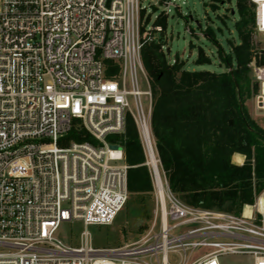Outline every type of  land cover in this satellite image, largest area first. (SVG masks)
Masks as SVG:
<instances>
[{
	"label": "built area",
	"instance_id": "built-area-1",
	"mask_svg": "<svg viewBox=\"0 0 264 264\" xmlns=\"http://www.w3.org/2000/svg\"><path fill=\"white\" fill-rule=\"evenodd\" d=\"M248 3L254 31L264 33V0ZM142 9L140 0H0V264H173L171 256L180 258L174 264H219L227 253L264 264L263 222L182 202L148 160L155 209L141 238L97 248L87 230L77 245L54 237L62 221L108 225L124 206L129 166L109 137L123 133L128 116L148 158L153 151L140 50L162 28L141 32ZM248 66L264 110V66ZM74 126L91 141L66 142ZM198 247L211 250L189 261Z\"/></svg>",
	"mask_w": 264,
	"mask_h": 264
},
{
	"label": "trees",
	"instance_id": "trees-1",
	"mask_svg": "<svg viewBox=\"0 0 264 264\" xmlns=\"http://www.w3.org/2000/svg\"><path fill=\"white\" fill-rule=\"evenodd\" d=\"M211 1L215 6L217 1L230 0ZM235 7L239 43L231 45L229 53L219 52L226 63L223 71L187 70L177 56L170 62L163 51L167 28L163 12L153 21L162 30L144 42L140 53L151 85L153 152L169 189L192 207L240 214L264 192V129L245 106L258 89L248 64L254 59L264 66V49L253 47V14L248 0H235ZM205 32L211 35L210 29ZM195 61L209 63L210 58L199 47ZM112 72V68L106 69L107 76ZM65 139L91 141L77 126ZM109 139L122 147L129 166L128 194L139 195L144 201L153 186L148 157L133 119L128 116L123 133ZM235 153L244 156L241 164L232 161Z\"/></svg>",
	"mask_w": 264,
	"mask_h": 264
},
{
	"label": "rangeland",
	"instance_id": "rangeland-1",
	"mask_svg": "<svg viewBox=\"0 0 264 264\" xmlns=\"http://www.w3.org/2000/svg\"><path fill=\"white\" fill-rule=\"evenodd\" d=\"M166 2L140 0L143 8L141 32L144 31L147 21V26H151L160 13L167 11V28L164 36L166 46L163 51L170 62H173L174 57L177 56L184 61V68L187 70L223 71L226 63L220 58L219 52L229 53L231 45L239 43L234 27V23L238 20L235 0L217 1L215 6L211 5V0H170L168 7ZM207 28L211 30L209 36L205 32ZM251 40L254 48L264 49V33L255 32L253 29ZM199 47L209 56V63L195 61ZM232 63L234 64L233 60ZM250 76L252 78L251 69ZM137 80L140 89L146 90L147 84L139 70ZM126 88H130L128 76L126 77ZM127 99L130 108L133 109L132 97L128 96ZM141 100L146 108V97L141 96ZM245 106L254 121L264 129V110L255 106L253 96L245 101ZM77 122L78 120H74V123ZM160 175L163 177V174L160 173ZM261 195L264 199V193L259 194L254 204L244 208L240 213L260 225L262 222L264 224V207L262 213L257 210V201ZM154 209V192L146 196L144 201L139 195L128 194L124 206L110 224L83 227L79 221H62L54 237L66 245H77L80 241V232L87 230L91 236L92 246L97 248L120 247L143 236L152 222ZM210 250L207 247H198L188 252L187 256L191 261ZM179 259V256H171L169 262L174 264ZM252 261L253 258L249 254L227 253L219 257V264H252Z\"/></svg>",
	"mask_w": 264,
	"mask_h": 264
},
{
	"label": "bare ground",
	"instance_id": "bare-ground-1",
	"mask_svg": "<svg viewBox=\"0 0 264 264\" xmlns=\"http://www.w3.org/2000/svg\"><path fill=\"white\" fill-rule=\"evenodd\" d=\"M149 162H150V164L154 167V169L158 172L159 170H158V166H157V160H156V158H155V156H154V152L153 151H150L149 152ZM262 204H263V200H262V197L260 196L259 198H258V201H257V206H258V208H259V210H262Z\"/></svg>",
	"mask_w": 264,
	"mask_h": 264
},
{
	"label": "crops",
	"instance_id": "crops-1",
	"mask_svg": "<svg viewBox=\"0 0 264 264\" xmlns=\"http://www.w3.org/2000/svg\"><path fill=\"white\" fill-rule=\"evenodd\" d=\"M243 160H244V156L239 153H235L232 155V161L236 164H241Z\"/></svg>",
	"mask_w": 264,
	"mask_h": 264
},
{
	"label": "water",
	"instance_id": "water-1",
	"mask_svg": "<svg viewBox=\"0 0 264 264\" xmlns=\"http://www.w3.org/2000/svg\"><path fill=\"white\" fill-rule=\"evenodd\" d=\"M231 122V121H230Z\"/></svg>",
	"mask_w": 264,
	"mask_h": 264
}]
</instances>
